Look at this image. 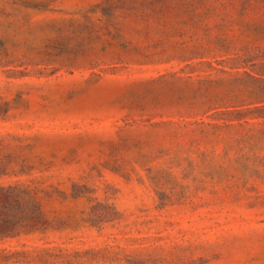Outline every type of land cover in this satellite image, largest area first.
<instances>
[{
  "label": "rangeland",
  "instance_id": "1",
  "mask_svg": "<svg viewBox=\"0 0 264 264\" xmlns=\"http://www.w3.org/2000/svg\"><path fill=\"white\" fill-rule=\"evenodd\" d=\"M4 191L0 264H264V0H0Z\"/></svg>",
  "mask_w": 264,
  "mask_h": 264
},
{
  "label": "trees",
  "instance_id": "2",
  "mask_svg": "<svg viewBox=\"0 0 264 264\" xmlns=\"http://www.w3.org/2000/svg\"><path fill=\"white\" fill-rule=\"evenodd\" d=\"M0 200L3 208H5L10 203V194L7 191L0 192ZM14 201L17 207L21 206V202L17 198H14ZM20 217L17 212L12 215L3 212V215L0 217V236L7 235L10 231L16 229Z\"/></svg>",
  "mask_w": 264,
  "mask_h": 264
}]
</instances>
